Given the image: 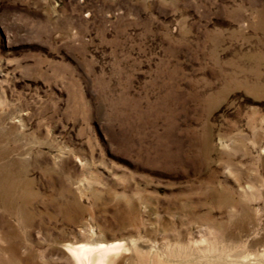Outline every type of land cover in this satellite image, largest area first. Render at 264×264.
Wrapping results in <instances>:
<instances>
[{
  "label": "rangeland",
  "instance_id": "rangeland-1",
  "mask_svg": "<svg viewBox=\"0 0 264 264\" xmlns=\"http://www.w3.org/2000/svg\"><path fill=\"white\" fill-rule=\"evenodd\" d=\"M4 174L0 264H264V0H0Z\"/></svg>",
  "mask_w": 264,
  "mask_h": 264
},
{
  "label": "bare ground",
  "instance_id": "bare-ground-1",
  "mask_svg": "<svg viewBox=\"0 0 264 264\" xmlns=\"http://www.w3.org/2000/svg\"><path fill=\"white\" fill-rule=\"evenodd\" d=\"M3 176L5 178L2 176L0 177V202L2 208L5 210V213L6 212L9 213V211L11 210L10 209V204L12 200L11 190L13 185L9 182L5 183L4 181L7 179L9 180V177L6 176L5 174ZM3 182L5 184H3ZM96 244L95 245L80 244L74 246H66L65 249L68 251L70 257L73 259L74 264H122V263L123 264H167V261H164V259H162L161 254L163 255L166 254L165 257L170 258L169 261L174 262L176 264H223L220 263L219 257H212L214 260L211 261V263L210 261L205 263L201 261L200 262L193 261L191 263L190 254L173 255L171 253H162L159 251H152V250L150 252H143L139 250V248L135 245H131L127 247L122 243H110L106 245L103 244L96 245ZM2 252L6 253V256L4 255V257L9 261L10 264H22L21 262L26 260L24 257L21 258L20 257L21 255L19 256L18 247L14 244L9 243L5 247H2ZM132 254L135 257L133 258L130 256L127 257L128 255H132ZM124 261H126V263ZM229 261L231 260H228L227 262ZM25 264H31V263L30 261L27 262L26 260ZM225 264H229V263H225ZM237 264H250V263L248 258H244L238 260Z\"/></svg>",
  "mask_w": 264,
  "mask_h": 264
}]
</instances>
